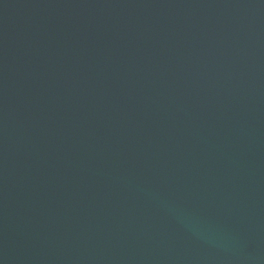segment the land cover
<instances>
[{"label":"water","instance_id":"obj_1","mask_svg":"<svg viewBox=\"0 0 264 264\" xmlns=\"http://www.w3.org/2000/svg\"><path fill=\"white\" fill-rule=\"evenodd\" d=\"M0 264H264V0H0Z\"/></svg>","mask_w":264,"mask_h":264}]
</instances>
